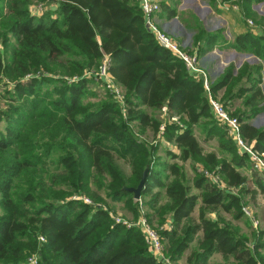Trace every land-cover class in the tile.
<instances>
[{
  "label": "trees",
  "instance_id": "trees-1",
  "mask_svg": "<svg viewBox=\"0 0 264 264\" xmlns=\"http://www.w3.org/2000/svg\"><path fill=\"white\" fill-rule=\"evenodd\" d=\"M219 1L238 5L241 16L261 29L238 34L231 46L264 60V16L253 9L263 0ZM35 2L54 6L33 14ZM164 9L169 16L176 13ZM219 31L198 28L194 42L210 47ZM0 42V79L12 84L4 97L7 107L0 109L6 120L0 132V264H27L32 255L38 264H210L215 254L222 257L216 264H264V227L248 237L221 215L246 218L244 197L264 196V170H252L249 156L238 153L215 119L201 80L156 41L137 0H0ZM105 55L125 94L124 113L108 91L92 100V86L100 82L84 73ZM261 70L260 63L244 62L234 73L229 65L210 84L214 98L224 90L225 107L241 100L231 114L240 121L244 141L260 154L264 127L249 119L264 108ZM164 106L167 117L182 123L165 119L157 144L163 139L177 147L169 157L154 156L157 144L149 146L131 127L133 122L156 139ZM195 126L216 138L214 150H204ZM108 140L126 141L134 150L128 175ZM187 161L214 172L226 187L200 173L186 182L181 165ZM146 167L135 200L126 188L137 186ZM85 195L93 202L81 199ZM106 199L122 201L134 220L159 221L168 262L152 253L138 226L114 220ZM141 205L151 212L142 213Z\"/></svg>",
  "mask_w": 264,
  "mask_h": 264
},
{
  "label": "rangeland",
  "instance_id": "rangeland-1",
  "mask_svg": "<svg viewBox=\"0 0 264 264\" xmlns=\"http://www.w3.org/2000/svg\"><path fill=\"white\" fill-rule=\"evenodd\" d=\"M180 1L181 0H177L175 5H173V7H175L177 9V6L180 3ZM205 2H207V1H205ZM50 6H54V2H49V3H45V4H43V3L40 4L38 2L37 3L35 2L30 6V10L32 11L33 14H40L42 12V10H44V8L48 9ZM192 8H194L195 12L200 17H202L206 20V23H204V22H200V20L198 19L199 20L198 25H200L199 28L205 29V28H208L211 26L212 28H217V29L221 30V29H223L222 26L226 25L225 20L232 21L235 19V24H240V26L238 27L239 29L237 28L235 30L232 27H229L232 38H235V36L238 35V34H236L237 31H239V33H242V31L245 32L246 30L250 29L246 20H245L246 18L245 19L243 18L244 20H242L239 17L238 13H232L230 11H226L224 13L220 12V13H222L220 16L215 14L213 12V10H215V9H214V6L212 5V3H210L209 5L205 4V6L201 7L199 10L196 7H192ZM256 10L258 11L259 15L264 16V0L256 5ZM215 12H216V10H215ZM220 13L218 12V14H220ZM240 16H241V14H240ZM186 17H188V18L191 17V19L189 21H191L192 26L195 27L194 24H196V22L193 20V18H194L193 15H188ZM192 31L188 30V32L185 34L184 33H178V37H180L182 39V42L187 41L188 44H187V46H185L187 49H192L194 46V43H195L194 42V35L196 33V30L192 29ZM219 33L221 34V31H219ZM225 35H227V37H230V34L228 32H225ZM11 41H13L12 38H11ZM3 50H4V47L0 42V53H2ZM215 51L216 50H214V52L209 51V53H207L204 50L202 53H200V57H201L200 62H202L203 63L202 65L206 69H208L211 77L213 76V74H216V72L218 71V66H219V61H220L219 57H216L213 55V53H215ZM223 51H225V49H223L222 52ZM219 55H220V58H222L223 53H221ZM224 55L228 56V59L231 62L229 64L232 65L234 69H235V67H238L240 65V59L239 58H242V59L244 58V60H249L250 62L253 61L252 60L253 56L247 52L246 53L243 52L242 55L239 57H238V55H236V56L231 55V54L229 55L228 52L225 53ZM204 57H205V61H204ZM228 66L229 65H227L226 67H228ZM226 67L221 68V69L224 70ZM262 86L264 87V81H263ZM11 88H12V84L10 82H8L7 79H5V78H3V80L0 79V109H5L7 107L8 100L4 99V97L6 95V90H8V89L10 90ZM92 90L95 91V93L97 94L95 97L92 98V100L96 101V102L100 101L101 98L104 99L106 94L108 93L106 91V89L101 84H98L96 86H92ZM223 91H224L223 89L219 90L217 92V96L215 97V99H217L220 102H223L221 99ZM237 103H238V100H236V101L234 100L231 105H229V104L227 105L228 107H226V109L230 114L233 113L234 109L240 108L241 103L239 104V106H236ZM263 105H264V102H263ZM233 106L235 108H233ZM263 115H264V113L258 115V118H262ZM159 117H161L162 119L164 118V120L162 122L165 123L166 117L164 115H160V114H159ZM5 122H6V120L4 118L0 119V132L5 131V129H4L5 128ZM175 122L182 125V123L180 121H178V118ZM131 127L134 130V133H136L137 137L140 140L147 142V144L149 146L157 144L158 138L161 135L160 130L158 132L157 138L153 139L151 132H149V131L140 132L138 130V128H136V126L134 125L133 122H131ZM194 134H195L197 140L202 145V147L204 148L205 151H211V150H214L216 148L217 140L215 137L206 136L205 134H203L201 132V130L197 126L194 127ZM107 143H109L114 149V153L116 156V163H117L118 167L120 169H122V171L126 175H128L130 172V161H131L132 155L134 153V150L128 145V142H126V141L111 142L108 140ZM155 147H156V149H153V151H154L153 155L154 156L160 155L161 157H169V153H176V152H174L175 148L173 147V145L171 143H168V142H167V144H165V141L163 144H161V143H160V145L157 144ZM237 151L239 154L243 153V152L239 151L238 147H237ZM193 163L194 162L187 161V162L182 163V165H181L183 170L185 171L186 182H188V183H191L193 181V178L195 177L196 173L202 174V172L205 170L209 171V169H205L200 163H194V165L192 166ZM218 178H219V176H218ZM219 180L221 181L220 178H219ZM223 184H224V186H222ZM220 186H222L224 188L226 187V185L223 181L220 184ZM157 190L158 189H154V191H157ZM161 191H162L161 197H163V190H161ZM233 191H237V189H234ZM102 192H101V195L103 196ZM83 198L89 199V201H91V203L93 202V200L86 195L82 196L81 199H83ZM138 200H140V198ZM243 203H244L243 206H247L253 211L255 219H257L259 221L257 226H254L248 217L245 218L242 216L239 219H234L231 216V214L226 213V212H223L221 215L224 216L231 223H233L235 226H237L242 234L247 235L249 237V234H250L252 229H258V228L262 227V224L264 221V196L263 195H256L255 199H251V198H249V196H245ZM105 206L110 211L111 215H113L116 218H119L121 221H124L127 223L136 222V220L133 219L131 212L128 210L127 205H125L122 201H112L111 199H106ZM149 208H150L149 206L141 205L142 213H145V211L150 213L151 210ZM0 212H1V210H0ZM193 215L194 216L197 215V208L194 210ZM210 216L214 217V214L211 213ZM144 217L147 220V222L160 235L159 229H161V226L160 227L158 226L159 221L154 216L148 217V218L146 216H144ZM166 225L167 226L170 225L169 219L166 221ZM209 263L210 264L222 263V257L220 255L216 254L210 259Z\"/></svg>",
  "mask_w": 264,
  "mask_h": 264
},
{
  "label": "built area",
  "instance_id": "built-area-1",
  "mask_svg": "<svg viewBox=\"0 0 264 264\" xmlns=\"http://www.w3.org/2000/svg\"><path fill=\"white\" fill-rule=\"evenodd\" d=\"M139 7L143 15L145 27L154 35L156 41L164 48L169 49L174 55L180 58L186 69L196 78L200 79L206 93L209 95V102L214 114L215 119L219 124L224 126L229 136L234 141L240 152L246 153L251 160V169L256 171L264 170V153L260 154L252 149V146L244 141L240 133V121L234 115H231L223 104L210 95V84L208 73L201 65L200 60L194 51L188 50L183 46L172 34L163 29L156 20V15L160 11V4L157 0H138ZM252 25V21L248 20ZM110 64L109 56L105 55L100 61L98 67L94 70L85 72V76L92 77L99 81L100 84L109 92L112 99L121 107L123 113L125 112V94L123 89L115 82L113 77L108 71ZM161 114L166 117L169 122H175L176 117H167L166 107L161 110ZM166 123V122H165ZM165 123L160 124L159 130L162 133L165 128ZM202 174L207 177L211 182L220 186L222 181L214 172L205 170ZM224 186V184L222 185ZM220 186V187H222ZM86 203H91L89 199L83 198ZM242 210L244 215L249 218L254 226H257L259 221L255 219L253 211L243 206ZM117 222H122L128 227L138 226L144 234L146 243L149 245L152 253L161 260L168 262L163 254V243L159 233L147 222L144 216H140L136 222L127 223L121 221L119 218L114 217ZM27 264H38L37 255H32L27 258Z\"/></svg>",
  "mask_w": 264,
  "mask_h": 264
},
{
  "label": "crops",
  "instance_id": "crops-1",
  "mask_svg": "<svg viewBox=\"0 0 264 264\" xmlns=\"http://www.w3.org/2000/svg\"><path fill=\"white\" fill-rule=\"evenodd\" d=\"M138 1V0H137ZM158 2H159V4H160V11L157 13V15H156V20H157V22H158V24L163 28V29H165L168 33H170V34H172L174 37H176V39L181 43V44H183V46H187V41H183L182 42V39L180 38V37H178V33H187L188 32V30H190V31H192V29L193 30H196V32H197V30H198V28H199V26L200 25H198V22H199V20H200V22H204V23H206V20L204 19V18H202V17H200L196 12H195V10H194V8H192V7H196L198 10L201 8V7H204L205 6V4L206 5H209L210 4V2H209V0H181L180 1V3L178 4V6H177V9L175 8V7H173V5H175V3H176V1L177 0H157ZM205 1H207V2H205ZM187 3V4H186ZM259 4V3H258ZM139 5V4H138ZM213 6H214V9L216 10V12H215V10H213V12L215 13V14H217V15H221L222 13H220V12H226V11H230V12H232V13H238L239 14V17L242 19V20H244L245 19V17H243V16H240V10H239V7H238V5H236V4H232V5H230V4H228V3H221L219 0H215V2L212 4ZM256 5L257 4H254L253 5V9L254 10H256ZM165 6H167V7H170V8H172V9H175V11H176V13H175V15L174 16H169L168 14H169V11L167 10H165L164 9V7ZM211 8V7H210ZM197 11V10H196ZM212 11V10H211ZM257 11V10H256ZM218 12L220 13V14H218ZM258 12V11H257ZM188 15H193V20L196 22V24H194V26L195 27H193L192 26V22L191 21H189L190 19H191V17L190 18H188V17H186V16H188ZM244 18V19H243ZM181 19V20H180ZM199 19V20H198ZM225 20V19H224ZM246 20V22H247V24H248V26H249V28L254 32V33H257V34H259L260 32H261V29H260V27L259 26H257V24L256 23H254L253 22V20L252 19H250V18H246L245 19ZM248 20H251L252 21V25H250L249 23H248ZM226 21V25L225 26H222L223 27V29H221L220 31H221V36L218 38V40L217 41H215L214 43H212L211 44V46L210 47H208V46H206V44H205V41L203 40V41H201V42H197V43H194V46H193V48L192 49H188V50H190V51H194V53H196L197 54V56H198V58H199V60H200V53H202L203 51L202 50H205V52H207V53H209V51L210 52H214V50H216L215 51V53H213V55L214 56H216V57H219V59H220V61H219V66H218V71L216 72V74H213V76L211 77L210 76V73H209V71H208V69H206L202 64V62H200L201 63V65L206 69V71H207V73H208V76H209V79H210V81L212 82V81H214L215 79H217L218 77H219V75L223 72V70L221 69V68H224V67H226L227 65H230L229 63H231L230 62V60L228 59V56H225L224 54L225 53H229V55L231 54V55H238V57L239 56H241L242 55V53L243 52H239V51H237L235 48H233L232 46H231V42H232V40H234V38H232V35H231V32H230V30H229V27H232L234 30L235 29H237L239 26H240V24H235V19L234 20H232V21H228V20H225ZM206 26V25H205ZM262 28V27H261ZM204 29V28H203ZM239 29V28H238ZM206 32H217V31H219V29H217V28H212L211 26L210 27H208V28H205L204 29ZM193 32V31H192ZM225 32H228L229 34H230V37H227V35H225ZM243 32V31H242ZM236 34H240L239 33V31H237L236 32ZM194 35V34H193ZM237 36V35H236ZM235 36V37H236ZM223 49H225V51H223L222 52V50ZM201 51V52H200ZM218 51V52H217ZM206 53V54H207ZM221 53H223V56H222V58H220V55L219 54H221ZM246 53V52H245ZM250 55H252L253 57H252V62H250L249 60H244V58L242 59V58H239L240 59V65L242 64V63H244V62H247V63H249V64H261L262 65V70H261V73H262V82L260 83V86H261V88H262V91H263V94H264V87L262 86V84H263V81H264V60H261L260 58H258V57H256L255 55H253V54H251V53H249ZM234 56V57H235ZM204 61H205V57H204ZM225 63V64H224ZM239 65V66H240ZM238 66V67H239ZM238 67H235V69H234V73H236V70L238 69ZM222 70V71H221ZM213 78V79H212ZM236 100H238V103H237V105L236 106H239V104H240V102H241V100L240 99H236ZM235 100V101H236ZM222 103V102H221ZM223 104V103H222ZM223 106H224V104H223ZM225 107V106H224ZM226 107H228L227 105H226ZM225 107V108H226ZM233 108H235L234 106H233ZM262 113H264V108H263V110L260 112V113H258L256 116H254L253 118H251V119H249V123L250 124H252L253 126H255V127H264V115L262 116V118H258V115H260V114H262ZM160 115H162V114H160ZM214 115V114H213ZM165 141V144H167V141L166 140H164ZM164 141H163V139H161V144H163L164 143ZM173 147L175 148L174 150V152H176V153H178V149H177V147H175L174 145H173ZM264 226V221H263V224H262V227ZM189 253V250H186L185 252H184V255H183V257L180 259V261H179V263H184L185 262V257L187 256V254ZM216 255V254H215ZM219 255V254H218ZM214 256V255H213Z\"/></svg>",
  "mask_w": 264,
  "mask_h": 264
},
{
  "label": "water",
  "instance_id": "water-1",
  "mask_svg": "<svg viewBox=\"0 0 264 264\" xmlns=\"http://www.w3.org/2000/svg\"><path fill=\"white\" fill-rule=\"evenodd\" d=\"M147 172H148V167H146L144 169L142 177H141V179H140V181H139V183L137 184L136 187H128V188H126L127 190L133 192V198L135 200H138L140 198L141 190H142V188L144 186V183L146 181V178H147Z\"/></svg>",
  "mask_w": 264,
  "mask_h": 264
}]
</instances>
